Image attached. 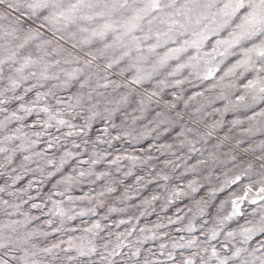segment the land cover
I'll use <instances>...</instances> for the list:
<instances>
[{
	"label": "snow or ice",
	"instance_id": "6c2138e0",
	"mask_svg": "<svg viewBox=\"0 0 264 264\" xmlns=\"http://www.w3.org/2000/svg\"><path fill=\"white\" fill-rule=\"evenodd\" d=\"M0 264H264V0H0Z\"/></svg>",
	"mask_w": 264,
	"mask_h": 264
},
{
	"label": "rangeland",
	"instance_id": "374dc122",
	"mask_svg": "<svg viewBox=\"0 0 264 264\" xmlns=\"http://www.w3.org/2000/svg\"><path fill=\"white\" fill-rule=\"evenodd\" d=\"M157 211H159V209H157ZM163 215V214H162ZM116 217H113V219H115ZM156 221V216L155 214L151 215V216H148L146 217L144 220H143V223H147V224H151L152 222H155ZM173 228L175 226H172ZM173 235H176V233L173 231Z\"/></svg>",
	"mask_w": 264,
	"mask_h": 264
}]
</instances>
